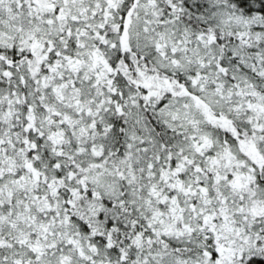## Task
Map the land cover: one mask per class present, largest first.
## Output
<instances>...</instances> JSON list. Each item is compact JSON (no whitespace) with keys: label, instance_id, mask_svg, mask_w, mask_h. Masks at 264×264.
<instances>
[{"label":"snow or ice","instance_id":"1","mask_svg":"<svg viewBox=\"0 0 264 264\" xmlns=\"http://www.w3.org/2000/svg\"><path fill=\"white\" fill-rule=\"evenodd\" d=\"M0 264H264V0H0Z\"/></svg>","mask_w":264,"mask_h":264}]
</instances>
